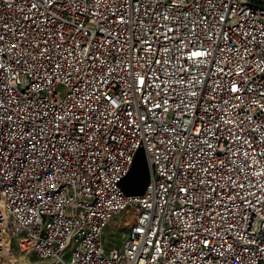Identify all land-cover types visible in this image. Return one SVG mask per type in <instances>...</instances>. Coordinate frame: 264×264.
Masks as SVG:
<instances>
[{
	"label": "built area",
	"instance_id": "built-area-1",
	"mask_svg": "<svg viewBox=\"0 0 264 264\" xmlns=\"http://www.w3.org/2000/svg\"><path fill=\"white\" fill-rule=\"evenodd\" d=\"M14 244L264 264V0H0V260Z\"/></svg>",
	"mask_w": 264,
	"mask_h": 264
},
{
	"label": "trees",
	"instance_id": "trees-1",
	"mask_svg": "<svg viewBox=\"0 0 264 264\" xmlns=\"http://www.w3.org/2000/svg\"><path fill=\"white\" fill-rule=\"evenodd\" d=\"M148 178L147 166L142 154H138L120 185L126 193H139L143 190Z\"/></svg>",
	"mask_w": 264,
	"mask_h": 264
},
{
	"label": "rangeland",
	"instance_id": "rangeland-1",
	"mask_svg": "<svg viewBox=\"0 0 264 264\" xmlns=\"http://www.w3.org/2000/svg\"><path fill=\"white\" fill-rule=\"evenodd\" d=\"M104 247L107 249L110 245L118 244L120 242V230L115 228L113 225L109 226L107 228V231L104 232ZM11 260L14 262V264H27V257L29 256L27 253H24V251H20L15 244L13 245V248L10 252ZM32 256H29V259H32ZM4 259L0 260V264H5Z\"/></svg>",
	"mask_w": 264,
	"mask_h": 264
},
{
	"label": "bare ground",
	"instance_id": "bare-ground-1",
	"mask_svg": "<svg viewBox=\"0 0 264 264\" xmlns=\"http://www.w3.org/2000/svg\"><path fill=\"white\" fill-rule=\"evenodd\" d=\"M10 255H11L10 252L7 251V250L3 253V257H4L3 259L5 260V262H7L5 264H14V262L11 260V256Z\"/></svg>",
	"mask_w": 264,
	"mask_h": 264
},
{
	"label": "snow or ice",
	"instance_id": "snow-or-ice-1",
	"mask_svg": "<svg viewBox=\"0 0 264 264\" xmlns=\"http://www.w3.org/2000/svg\"><path fill=\"white\" fill-rule=\"evenodd\" d=\"M196 55H203V53H197Z\"/></svg>",
	"mask_w": 264,
	"mask_h": 264
}]
</instances>
